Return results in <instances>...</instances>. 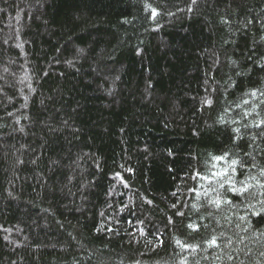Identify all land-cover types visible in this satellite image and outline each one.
Segmentation results:
<instances>
[{
  "label": "trees",
  "instance_id": "16d2710c",
  "mask_svg": "<svg viewBox=\"0 0 264 264\" xmlns=\"http://www.w3.org/2000/svg\"><path fill=\"white\" fill-rule=\"evenodd\" d=\"M0 264H264V0H0Z\"/></svg>",
  "mask_w": 264,
  "mask_h": 264
}]
</instances>
